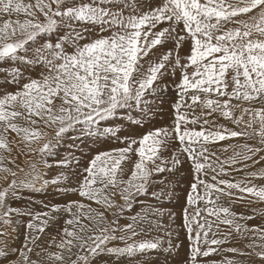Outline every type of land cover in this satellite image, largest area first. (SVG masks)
<instances>
[{
  "label": "snow or ice",
  "instance_id": "1",
  "mask_svg": "<svg viewBox=\"0 0 264 264\" xmlns=\"http://www.w3.org/2000/svg\"><path fill=\"white\" fill-rule=\"evenodd\" d=\"M147 7L144 10L139 0H0V65L8 62L14 65L0 67V73L4 74L5 84L18 86L17 90H3L0 95V172L12 177L17 172L4 164V153L10 157L14 145L17 152L24 154L37 151L31 145L46 135L40 130L41 124L56 126V144L48 140L38 151L42 156L55 155L53 149L64 134L77 126H82L84 134L95 136L96 126L115 118L119 109L136 107L147 115V110L141 107L148 103L144 100L145 93L150 90L155 96L158 90L166 91L168 85L157 81L169 72L173 79L177 72L180 74L173 85L179 97L173 105L176 113L173 126L151 130L138 139L117 136L118 128H104L103 135L116 136L126 146L97 153L83 169L86 175L78 188L57 189L90 203L72 200L63 206H52L51 212L63 211L70 218L64 221L59 242L53 238L49 243V247L54 246L58 251L41 248L35 255L40 257L41 252H46L48 264H92L101 253L133 257L158 249L162 240L133 239L143 232L134 227L137 217H133V224L124 227L116 217L125 208L131 209L136 196L148 194L149 185L156 183L152 179L154 175L176 171L183 163L181 154H184L192 162L195 173L187 207L183 209V227L191 245L186 264H199V257L216 252L211 246L228 242L232 231L251 240L245 245L251 251L238 248L225 251L254 257L264 264V226L249 228L238 221L255 217L237 215L231 210L232 204L243 203L249 196L255 198L249 203L264 202V186L252 184L253 179L264 180V168L247 172L235 182L219 178L229 175L225 165L231 167L252 160L254 166L264 160V156L253 159L264 152V106H254L264 105V0H161L155 7ZM164 23L167 27L157 30ZM230 24L235 27H227ZM167 41H174L175 47L162 53L158 60H152L153 49ZM186 42H190V54L182 58L180 49ZM182 59L186 62L182 63ZM36 69L33 77L30 73ZM25 70L29 75H25ZM237 109L239 116L235 115ZM213 114L237 126L243 125L244 129L235 131L217 125L208 118ZM129 120L133 124L143 123L141 119L129 117ZM189 124H199L200 130L188 128ZM214 127L219 130H212ZM10 133L15 134L12 139ZM238 137L256 140L261 147L243 144L240 146L243 152H234L223 161L208 147ZM176 142L180 147L173 150ZM169 151L171 156H165ZM8 162L15 164V159ZM126 162L131 163L127 180L124 179L128 170ZM44 163L47 165L46 160ZM71 163L65 159L59 166L68 168ZM30 167L34 173L32 180L12 179L7 187L0 189V225L3 226L0 236L9 235L7 227L13 224V213L32 217L27 224L32 234L27 237L24 249L11 247L7 240L0 241V264H41V260L30 257L34 250L29 244L36 245L40 236L35 233L43 234L50 221L58 220L49 212L33 215L8 205L7 199L14 197L19 187L40 190L35 187V181L41 175L35 173L34 163ZM248 167L245 163L243 168L234 170L244 171ZM67 180L68 176L61 173L51 181L44 180L42 186L63 184ZM113 189L119 190L124 205L117 204ZM161 195L162 192L152 193L157 200ZM223 197L228 198V206L221 203ZM201 203L203 207L199 206ZM92 204L99 208H93ZM188 208L193 210L191 215ZM162 211L153 209L155 214ZM109 212L114 217L111 221L106 216ZM253 212L264 215L256 209ZM220 225L230 229L224 233V239H209L210 233L217 236ZM12 230L15 232L16 228ZM167 235L170 237L171 233ZM117 240L125 246L108 247ZM129 240L133 242L128 243ZM173 250L169 239L165 251ZM224 264L245 262L227 259ZM247 264H255V260Z\"/></svg>",
  "mask_w": 264,
  "mask_h": 264
},
{
  "label": "rangeland",
  "instance_id": "2",
  "mask_svg": "<svg viewBox=\"0 0 264 264\" xmlns=\"http://www.w3.org/2000/svg\"><path fill=\"white\" fill-rule=\"evenodd\" d=\"M34 2V0H33ZM161 2V0H139V4L144 7V10H148V5L155 7ZM127 14V11L126 13ZM252 15V14H248ZM23 18V17H22ZM244 18V17H242ZM167 27V23L161 24L158 26L160 28ZM227 27H235V25H228ZM110 33H104V35H109ZM184 34V33H181ZM93 38L95 37V33L92 34ZM56 39V37H53ZM82 41L81 43H83ZM175 47L174 41H167L163 46H157L156 49H153L154 55H151L152 60H158L162 53L171 51ZM190 54V42H186L185 45L180 49V56L183 58ZM31 55V53H29ZM182 59V63H184ZM14 65L11 62L7 64L0 65V67H12ZM148 64H144L145 70L147 69ZM38 69L33 70L30 74L35 77ZM191 72V69H189ZM3 73H0V95H3V90H7L8 92H13L17 90L16 85H7L3 80ZM25 75H29V72L25 70ZM180 77L179 72L176 74V78L173 79L171 73L163 77L161 81H157L160 84L168 85L167 90L160 92L158 90L157 95H151L150 90L145 93L144 100L148 101V103L142 104L141 107L147 110V115L142 112L140 109L136 107L127 108V109H119L118 114L115 118L101 121L99 125L96 126L97 135L88 136L81 131L82 126H77L74 130L69 131L64 134L63 138L60 140V143L53 149L55 155H41L38 149L42 147V145L48 140H52L53 144H56L55 132L56 126L52 127H44L42 124L40 125V130L46 135L40 139L39 141L34 142L31 147L36 149L34 153L24 154L21 152H17L15 149V145L13 146V152L9 157L8 153H4L7 160L5 164L7 167L11 168L13 171L17 172L16 177H12L7 173L0 172V189L7 187L8 183L12 179H16L18 182L30 181L32 180L33 169L30 167L31 164H35V173H39L41 175V179L35 181V187L40 189L39 191L19 187L16 189V197L14 196L12 202L7 199V203L10 207L17 209L21 212H30L33 215L36 213H44L49 212L50 215H53L51 212L52 206L60 205L63 206L69 201L72 200H80L85 204H89L86 199L79 197L74 194H66L60 191H57L58 188L71 187L78 188L80 182L83 180L86 173L83 172V169L86 168L89 164V161L100 152L111 151L113 149L125 147V143H121L116 136L112 135H103L104 128H113L120 129L117 133V136L129 137V138H140L145 133L157 129L168 127L171 128L173 126V121L175 119V109L173 105L179 99L177 94V89L173 87L175 83L178 82ZM25 81H22L23 83ZM190 102V101H188ZM258 105V106H257ZM247 106V105H245ZM254 106L261 107L264 105H259V103ZM183 112L184 109L182 108ZM199 108H197V114L199 113ZM236 116L240 115V110L237 109L235 112ZM129 117L132 119H141L143 121L142 125L133 124L130 122ZM150 117V118H149ZM209 119L215 120L217 125H223L225 128L229 130L241 131L244 129L243 125L237 126L233 124L230 120H226L222 117H219L218 114H213ZM247 116H245V120H247ZM21 124H25V121H19ZM28 126V125H25ZM207 127V126H206ZM188 128H195V130H200V125H192L189 124ZM212 130H219L217 128H212ZM15 136L14 133L9 134V139H12ZM229 143L231 145L229 146ZM243 144H248L253 147H261L256 140L245 139L243 137L225 139L223 141H218L216 143L208 145V147L213 152H220L219 156L221 161L226 160L232 157V150L236 152H243L244 150L240 147ZM238 145V146H237ZM138 146V145H137ZM220 146V148H219ZM229 146V147H228ZM21 148H24V145H20ZM180 145L178 142L172 145L173 150L179 148ZM234 147V148H233ZM239 147V148H238ZM228 148L226 152L224 149ZM217 149V150H216ZM222 152H221V151ZM241 150V151H239ZM230 151V152H229ZM27 152V149H25ZM230 154V155H229ZM234 154V153H233ZM165 156H171V151L164 153ZM224 155V156H222ZM224 158H221V157ZM229 156V157H228ZM258 156V157H257ZM260 156H264V152H260L256 155L255 160H259ZM227 157V158H226ZM9 159H15V164L9 163ZM65 159H69L72 161L70 167L64 168L59 166V162L64 161ZM76 159L79 160V163H76ZM135 159V157H134ZM212 160H215L216 157H212ZM47 161V165H45L44 161ZM181 160L183 163L179 165L176 171L172 173H162L153 176V180L156 181L154 184H150L148 187V194L142 196H136L134 202L132 203L131 209L125 208L123 213L116 217L118 219V223L121 227H124L129 224H133V217H137V222L134 224L135 229L139 232L140 229H143L141 234L135 236L133 239L135 241H155L157 239L162 240L163 243L159 246L158 249L149 250L145 253L137 254L136 256L129 257L127 255L124 256H116L109 255L107 253H101L97 255L93 260L92 264H186L189 260V251H190V240L188 238L187 230L183 227V209L187 207V195L191 190V184L195 182V173L192 168V162L189 161L186 155L181 154ZM264 160H262L259 164L255 165V167L259 170L264 168ZM203 162V161H202ZM249 161H245L246 164H249ZM16 165H19L17 168ZM127 171L124 175V179L127 180L131 173V163L126 162ZM262 165V166H261ZM227 168L226 171L229 172V175L221 176L229 177L226 180H231L235 182L236 180L243 179V177H232L233 173H237L239 171H232L233 169L243 168V163H237L232 165L230 168L228 165H225ZM239 167V168H238ZM252 167V166H251ZM225 168V169H226ZM23 169V171H20ZM246 170V168H244ZM248 172H251L249 168H247ZM61 173H65L68 176V180L63 184H51L49 183L47 186H42L44 180L51 181L52 179L58 177ZM235 175V174H234ZM7 176V179L4 177ZM220 177V179H222ZM203 178V176L201 177ZM163 181V182H161ZM264 180L253 179L252 184L257 186H264ZM123 187V185H121ZM117 194L114 199L117 204L124 205L125 201L121 199L119 195L118 189H113ZM236 191V190H233ZM163 193L160 199L157 200L152 196V193ZM171 193V197H168V194ZM237 195H245L239 192ZM227 198V197H223ZM228 199V198H227ZM255 200L254 197H248V200L241 203L237 201L231 206V210L237 215H245V216H254L255 219L247 220V221H238L239 223H246L249 228L254 226H264V215H259L257 212L248 213V211L253 209L258 210L259 212L264 213V202H255L249 203L248 201ZM224 204V201H223ZM225 206H228L229 203H225ZM200 206V205H199ZM93 208H99L98 205L92 204ZM201 207V206H200ZM161 209L163 210L161 214H155L153 209ZM103 211V209H100ZM147 210V211H145ZM112 211H117L113 209ZM192 208H188L189 215L192 214ZM249 214V215H248ZM58 217V222H50L46 227L45 232L43 234L37 233L40 238L37 240H44L43 245L46 249H50L49 243L55 238L57 242L60 240V230L65 226L64 221L70 218L67 213L61 211L60 213H55ZM60 215V216H59ZM65 215V216H64ZM107 219L109 221L113 220L111 212L106 213ZM13 216V215H12ZM145 217L144 220H139V217ZM15 219V218H14ZM209 219L214 220V217H209ZM32 220V217L29 215H20L18 216V222L20 231L19 233L14 232L10 226L7 227V231L9 233L8 237L10 239V246L17 249L24 248L27 237H29L30 230L27 228V224ZM35 223H39V221H35ZM139 223V224H138ZM220 231L217 233L216 237H212L211 233L209 234V239L218 238L224 239V233L230 231L229 226L220 225ZM3 229V226L0 225V230ZM215 230V228H214ZM55 231V232H54ZM167 233H171L169 237ZM122 233H117V235H121ZM194 235V234H193ZM251 234H245L247 237ZM46 238V239H44ZM59 238V239H58ZM171 239L173 251H165L168 248V240ZM0 241H4L2 236H0ZM43 242V241H42ZM133 240H129L128 243H132ZM251 243L250 239L241 238V236L234 231L231 232L228 242L221 245H212L211 247L216 248L217 251L212 253L208 257H199V264H224L227 259L243 261L245 264L247 262L255 260V264H259V261L256 258L252 257L251 260L247 261V256H240L228 251L225 249L228 248H238L242 251L248 252L251 251L248 248H245L246 244ZM42 244H38V249L41 250L43 247ZM41 245V246H40ZM179 245L177 248L176 246ZM124 243L122 241H113L108 247H124ZM32 247V245L30 246ZM43 247V248H44ZM54 247V246H53ZM205 248L208 246L205 245ZM55 251H58L57 248H52ZM47 250V251H48ZM18 255V253H17ZM15 258V257H13Z\"/></svg>",
  "mask_w": 264,
  "mask_h": 264
},
{
  "label": "bare ground",
  "instance_id": "3",
  "mask_svg": "<svg viewBox=\"0 0 264 264\" xmlns=\"http://www.w3.org/2000/svg\"><path fill=\"white\" fill-rule=\"evenodd\" d=\"M259 105H261V104H259ZM258 106V105H257ZM257 106H255V107H257ZM197 111V110H196ZM231 145V143H229V146ZM228 146V147H229ZM238 146V145H237ZM219 148H220V146H219ZM234 148V147H233ZM239 148V147H238ZM226 149H228V148H226ZM217 150V149H216ZM221 151V150H220ZM239 151H241V150H239ZM222 152V151H221ZM227 152V151H226ZM230 152V151H229ZM234 152H236L235 150H232V156H233V153ZM219 154H221L220 152H218ZM217 152H216V154L219 156V154H218ZM228 153V152H227ZM230 155V154H229ZM222 156H224V155H222ZM221 157V156H220ZM229 157V156H228ZM258 157V156H257ZM221 158H224V157H221ZM227 158V157H226ZM256 159V157H253V159ZM7 160V158L5 159V161ZM5 161H4V164H5ZM264 162V161H263ZM243 163V165L245 164V161L244 162H242ZM249 164L248 165H250V167H248L250 170H251V172L252 171H258V169L255 167V165H257V164H255L254 166H252L251 167V165H252V160H251V162H248ZM6 165V164H5ZM235 166V165H234ZM262 166V165H261ZM226 168V167H225ZM230 168V167H229ZM239 168V167H238ZM226 170H227V168H226ZM232 171H235L234 169L232 170ZM248 171H247V168H246V170H244V171H239V172H235V173H233L231 176L232 177H245V173H247ZM235 174V175H234ZM230 177V176H229ZM229 177H224V178H222V179H227V178H229ZM220 178V177H219ZM264 182V181H263ZM15 197H16V195H15ZM14 197H9V199L8 200H10V199H13ZM223 201H224V204L225 203H229V200L227 199V198H222V200H221V203H223ZM10 202H12V200H10ZM87 202H89V201H87ZM90 203V202H89ZM234 204H232L231 206H233ZM200 206L201 207H203V204L201 203L200 204ZM253 213V211L252 210H250V211H248V213L251 215V213ZM53 215L55 214V213H52ZM248 214V215H249ZM13 216H12V221H13V224L10 226L12 229H13V227H15L16 228V231H17V233H19V231H20V227H19V222H18V216L15 214V213H13L12 214ZM56 216V215H55ZM60 216V215H59ZM65 216V215H64ZM106 216H108V215H106ZM259 216V215H258ZM263 216V215H262ZM15 218V219H14ZM109 219V218H108ZM255 219V218H254ZM59 220H57V222H58ZM138 221V220H137ZM51 222V221H50ZM139 224V223H138ZM15 231V232H16ZM55 232V231H54ZM32 233H29V236L31 235ZM36 235H37V233H35ZM2 238L4 239V240H7V242L9 243L10 242V239H9V237L7 236V237H4V236H2ZM41 239V238H40ZM44 239H46V238H44ZM59 239V238H58ZM43 241V242H42ZM40 240V242H36V245H32V247H33V253H31V254H29L30 255V257L32 258V259H39V260H41V264H48V262H47V260L45 259V257H46V252H41V256L40 257H37L36 255H35V252H37V251H41L40 249H38L39 247H38V244H42V243H44V240ZM26 244H28V240H27V242H26ZM10 245V244H9ZM43 245V244H42ZM46 245V244H45ZM45 245H43V247L45 246ZM29 246H31V244H29ZM41 246V245H40ZM43 247H41V248H43ZM47 248V247H46ZM45 247H44V249H46ZM52 248H55V247H50V249L48 250V251H52V252H54V250L52 249ZM22 249H24V248H22ZM257 250H259V249H257ZM252 259V257H247V259H245V260H247V261H249V260H251Z\"/></svg>",
  "mask_w": 264,
  "mask_h": 264
}]
</instances>
